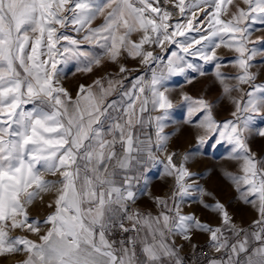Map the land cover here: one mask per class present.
I'll list each match as a JSON object with an SVG mask.
<instances>
[{
    "label": "snow or ice",
    "instance_id": "obj_1",
    "mask_svg": "<svg viewBox=\"0 0 264 264\" xmlns=\"http://www.w3.org/2000/svg\"><path fill=\"white\" fill-rule=\"evenodd\" d=\"M241 3L0 0V256L23 253L20 264H186L175 238L190 241L195 230L207 234L209 251L201 261L192 245L193 264H264V159L251 152L246 136L255 117L264 113V84H255L249 71L253 55L264 47H247L253 32L264 31V0ZM230 4L235 11L228 14ZM173 9L179 20L173 21ZM98 16L103 23L90 27ZM69 28L77 35H69ZM84 43L100 52L83 48ZM221 46L238 54L233 62L237 75L218 71L223 65L216 49ZM121 57L139 59L151 70L150 80L137 76L126 88L123 79L108 77L107 86L98 79L81 85L75 100L59 84L61 63L75 59L77 70L87 73L105 59L118 63ZM190 58L215 64L225 94L242 93L232 99L233 119L223 122L212 118L213 105L204 99H182L188 105L186 123L203 130L197 145L213 139V147L227 144L229 158L240 162L239 174L228 179L255 210L247 228L234 224L219 202L205 205L220 217L217 227L182 214L181 204L194 191L210 195L187 182L193 175L185 166L189 154L177 163L163 131L173 107L165 81L189 70L204 74L203 64ZM127 71L120 63L119 72ZM245 84L248 90L241 87ZM117 88L119 98L108 102ZM149 103L161 114L145 120ZM152 124L154 144L144 133ZM258 134L264 137V128ZM150 165H163L164 174L175 180L167 199L155 198L156 215L132 207L136 185ZM45 174L59 179L45 180ZM52 189V211L43 221L30 219L28 206ZM16 230L26 235L11 236Z\"/></svg>",
    "mask_w": 264,
    "mask_h": 264
},
{
    "label": "rangeland",
    "instance_id": "obj_2",
    "mask_svg": "<svg viewBox=\"0 0 264 264\" xmlns=\"http://www.w3.org/2000/svg\"><path fill=\"white\" fill-rule=\"evenodd\" d=\"M234 4H240V6L243 7L241 0H234ZM164 6L168 8L170 5ZM227 8L228 14L235 11L234 6L231 4L228 5ZM173 11L177 12L173 17V21L179 20L180 16L178 15V11L175 9H173ZM228 14H222L221 18L225 20L228 19ZM198 15L203 19L202 12L198 13ZM102 23L103 17L98 16L92 22L90 27L95 28ZM256 27H259V25ZM68 34L73 36L77 35L76 33H73L70 28L68 29ZM188 34L196 37L202 35V33L198 32ZM82 35L83 33H81L78 38L82 37ZM249 40L253 42L247 44L249 49L253 47L260 49L261 47H264V44L259 43L264 42V31L253 32L249 37ZM82 47L100 52V49L95 47V45L84 43ZM156 52L160 53L161 50L157 48ZM216 56L218 61L223 65L218 69L221 74L225 76H235L238 74V69L233 63L238 56L236 52L231 51L227 47L221 46L216 49ZM190 59H193L194 62L203 64V75L192 73L189 70L184 76H172L165 81V87L168 88L166 95L172 101L173 105V107L168 110L167 119L163 121L166 125L163 130L164 134L169 137L167 141V147L169 148H167V150L169 152L178 153L186 148L184 149L186 151L183 152L181 159L185 154H189L185 166L188 171L193 174L192 179L187 182H191L193 189H203L205 193L210 194L202 196L199 191H194L190 198L194 206V211H197L196 214H198V220L212 226L219 224L220 220L215 219L216 217L219 218L218 214L210 207H205V205L213 206L219 202L228 211L232 218V222L234 224L236 223V225H242L237 222L247 220L248 212L253 208L251 205L242 202L238 197L234 185L228 179V174H239L240 162L229 158L230 146L227 144L213 147V144L215 143L213 139L203 147L197 145V135L202 134L203 130L186 123L188 118V105L182 99L184 95H187L192 99H204L206 102L213 105L212 118L217 122H223L233 119L231 113L235 109L232 99H240L242 93L233 91L230 95L225 94L223 92V86L216 78L215 74L217 68L215 67V64L205 63L202 60H198V58ZM120 63H123L126 69H128L126 73L121 74L119 72ZM250 64L252 67L249 71L255 76L254 83L264 84V51H257L256 54L253 55ZM78 67H80V65H78L75 59L68 61L66 64L61 63L58 65V68L61 70L59 84L69 93L73 100L76 99L81 85H92L93 82L98 79L103 78L105 86H107L108 77H111L113 80L123 79L124 86L126 88H131V82L135 77L143 76L146 80H150L152 74L151 70L146 65L141 64L139 59L125 57H121L118 63H111L105 59L99 66L93 65L92 71L87 73L78 71ZM124 77L127 78L124 79ZM188 78H191L190 83L188 82ZM225 83L231 85L235 84V81L228 80L225 81ZM241 87L244 90H248L247 84L242 85ZM118 92L119 88L107 97V101L110 102L113 99H118ZM27 107L30 108L31 105H28ZM148 109L149 111L143 114L145 120L149 117H156L161 114L158 111H152L150 103ZM252 128V131L246 133L248 146L257 159H264V137H261L258 134L259 129L264 128V113L255 117ZM155 132L156 128L154 124L148 125L144 128V133L146 136H151L153 144L155 143ZM184 135H187L188 137L186 136L187 138H185ZM179 137L181 138V141H183L182 145ZM186 139L188 140L186 141ZM159 155L161 156V159H163V154ZM157 166L159 167V171L163 170V165ZM43 179L55 182L59 179V175L45 174ZM193 181H195V183H193ZM54 195L55 189L47 192H40L28 206L29 218L32 220L43 221V218H45L48 211L51 210L48 207V204L54 199ZM255 217H253V219ZM252 220L248 223H251ZM24 235L26 234L19 230L11 233V236L13 237ZM27 236L32 240L37 239V236L33 234H27ZM22 258H24L23 253L0 256V264H18Z\"/></svg>",
    "mask_w": 264,
    "mask_h": 264
},
{
    "label": "crops",
    "instance_id": "obj_3",
    "mask_svg": "<svg viewBox=\"0 0 264 264\" xmlns=\"http://www.w3.org/2000/svg\"><path fill=\"white\" fill-rule=\"evenodd\" d=\"M170 182H171V177L164 174L163 170L159 171L158 166L150 165L149 168L141 175L139 183L136 185V188L139 189V193H138L136 204L134 206H136L138 210L141 212H144V213L151 212L153 215L158 214L159 209L157 208V205L155 203V198L159 197L162 199H167L171 195L175 183L172 184L169 193L165 192L167 191ZM188 183L191 184V182H188ZM191 197L192 195L185 198V201L181 204V211H182V214L193 215L195 216L196 219H198V216H197L198 214H196V212L194 211V206L190 199ZM169 204H171V200H169ZM51 211L52 209L48 211L46 216ZM45 218H43V220ZM215 219H217V217ZM250 224L251 223H248V224L245 223V224L237 225V226L247 228ZM217 226H220V223L217 225H213L212 227H217ZM175 240L178 246H181V245L183 246L180 251L181 257L190 253L193 250L192 245L197 246L199 244H206V243L208 244L207 234L202 233V232H197L195 230L191 234L190 241L183 240L179 237H176ZM22 260L23 258L20 261ZM20 261L18 262V264H20Z\"/></svg>",
    "mask_w": 264,
    "mask_h": 264
},
{
    "label": "bare ground",
    "instance_id": "obj_4",
    "mask_svg": "<svg viewBox=\"0 0 264 264\" xmlns=\"http://www.w3.org/2000/svg\"><path fill=\"white\" fill-rule=\"evenodd\" d=\"M169 7H171V6H169ZM168 7V8H169ZM176 14H177V12H176ZM179 15V14H178ZM185 133H188V132H185ZM184 134V133H183ZM187 136V135H186ZM185 135H184V137L185 138H187ZM180 138V137H179ZM184 140V139H183ZM188 139H186V141H187ZM180 141H181V138H180ZM182 142L183 141H181V145H182ZM184 146V145H183ZM183 146H181V147H183ZM186 146H187V144H186ZM167 148H169V147H167ZM184 149H186V148H184ZM181 150L180 152H178V153H176V157H175V159L177 160V163H179L180 162V160H181V157H182V154H183V152H185L186 150ZM163 156V155H162ZM191 166V165H190ZM191 168V167H190ZM56 177V176H55ZM54 177V178H55ZM171 177V176H170ZM174 177H171V182H170V184H169V187H168V189H167V191H165V190H163V191H165V192H168L169 193V191H170V189H171V186H172V184L174 183ZM150 188V187H149ZM197 212V211H196ZM247 213V212H246ZM215 216V215H214ZM256 216V213H255V210L254 209H252L251 211H249L248 212V215H247V220H245V221H242V222H237L238 224L240 223V224H245V223H248V221H251L252 219H253V217H255ZM236 218V217H235ZM234 218V219H235ZM217 219H219L220 220V217L219 218H217Z\"/></svg>",
    "mask_w": 264,
    "mask_h": 264
},
{
    "label": "built area",
    "instance_id": "obj_5",
    "mask_svg": "<svg viewBox=\"0 0 264 264\" xmlns=\"http://www.w3.org/2000/svg\"><path fill=\"white\" fill-rule=\"evenodd\" d=\"M132 207L135 208V209H138L134 205ZM120 235H121V233L118 232L117 235H116V238H119ZM207 251H209L208 248H207V243L206 244H199V245L196 246V253L200 256V260L201 261L204 260V253L207 252ZM183 258L185 259L186 264H193V260L195 259L193 250L190 253L184 255Z\"/></svg>",
    "mask_w": 264,
    "mask_h": 264
}]
</instances>
